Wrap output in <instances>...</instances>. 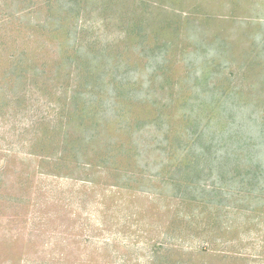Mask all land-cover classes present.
<instances>
[{
    "label": "rangeland",
    "instance_id": "rangeland-1",
    "mask_svg": "<svg viewBox=\"0 0 264 264\" xmlns=\"http://www.w3.org/2000/svg\"><path fill=\"white\" fill-rule=\"evenodd\" d=\"M0 264H264V0H0Z\"/></svg>",
    "mask_w": 264,
    "mask_h": 264
}]
</instances>
